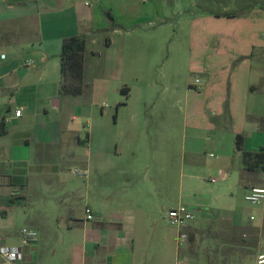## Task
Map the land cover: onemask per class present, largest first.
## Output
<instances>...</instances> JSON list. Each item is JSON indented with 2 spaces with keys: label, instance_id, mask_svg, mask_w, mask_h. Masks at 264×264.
Masks as SVG:
<instances>
[{
  "label": "crops",
  "instance_id": "1",
  "mask_svg": "<svg viewBox=\"0 0 264 264\" xmlns=\"http://www.w3.org/2000/svg\"><path fill=\"white\" fill-rule=\"evenodd\" d=\"M163 1L0 0V227L15 226L13 218L20 206L26 205L31 177L51 206L46 217L31 224L38 240L23 248L24 264H222L211 253L191 256V240L199 237L201 242L204 232H214L221 238V248L231 251L225 260L236 262L249 249L253 250L251 259L237 264H256L264 253V204L258 215L244 213L232 204L237 189H243L245 195L253 187L264 188V174H252L250 186L243 187L241 155L236 148V136L243 135L247 151L264 149V9L246 16L193 19L189 35L195 47L185 55V64L180 67L172 56L164 58L160 52L153 62L162 64L153 74L163 89L161 100L171 106L173 114L168 116L172 129L167 137L177 135L182 141L187 176L182 189L193 192L191 186L203 185V180L212 179L210 174H217L226 183L214 191L230 209L212 214L209 210L174 234L161 230L159 208L170 205L168 211L178 209V197L155 201L147 194V199L138 197L130 204L133 208L126 210L103 196L98 215L87 207L92 220L86 214L75 217L71 213H63L61 220L55 209L57 195L52 191L56 192L58 160L71 163L76 154L69 152L68 146L89 149L93 139L91 130L87 138L74 131V115L67 114L92 83L109 81L108 68L101 60L103 50L99 49L112 44L105 13L111 12L119 26L115 35L132 32L148 38L154 35L149 28H158L163 35L170 19ZM74 37L86 41L83 91L61 95L62 47ZM148 51H131L128 56L126 47L122 50L118 65L116 62L114 90L125 101L117 105V111L131 106L140 73L132 77L135 81L125 75L130 76L127 73L139 58L148 60ZM17 111H21L20 117ZM205 150L215 153L204 160ZM168 185L167 181L165 197ZM202 222L207 224L200 225ZM182 239L188 250H181ZM4 241L20 246V233ZM154 245L150 260L146 253Z\"/></svg>",
  "mask_w": 264,
  "mask_h": 264
},
{
  "label": "rangeland",
  "instance_id": "2",
  "mask_svg": "<svg viewBox=\"0 0 264 264\" xmlns=\"http://www.w3.org/2000/svg\"><path fill=\"white\" fill-rule=\"evenodd\" d=\"M163 3L164 11L170 18L168 31L163 35L158 28H149V32H154V35H148V38H144L147 35L141 36L132 32L115 35L113 32L115 29L110 27L108 38L112 42L111 46L99 47L103 50L101 60L108 68L109 81L92 83L83 98L75 101L73 112L69 111L67 114L68 117L70 114L74 115L72 124L74 131L79 132L81 137L87 138L88 130H91L93 139L89 149L76 144L68 146L69 152L73 151L76 154L71 163L58 160L56 192L52 191V195H57L55 209L59 210L61 220L64 217L63 213L83 217L86 209L89 208L98 215L99 205L103 204L105 199L103 196H108L109 202L116 203L126 210L133 208L130 204L138 197L140 200L147 199V194L153 195L155 201L180 198L181 206L199 207L207 211L206 213L210 210V214L214 210L221 212L230 209L229 204H225L221 198H218L214 191L226 183L217 174H210L216 183H212V179L208 182L203 180V185L198 183L191 186L193 192H189L186 187L182 189L187 180L182 141L177 135L167 137L168 131L172 129L168 117L171 114V106L162 102L163 89L160 82L156 83L157 75L153 74L159 71L162 64L160 62L155 65L153 62L156 59L155 55L160 52L164 58L170 55L179 62L180 67L183 66L186 60L185 55L195 47L189 35L190 21L206 15L246 16L253 11L263 10L264 0H164ZM125 47L128 56L131 51L147 52V50L151 55L148 56L147 61L144 57L139 58L137 66L127 73L130 76L125 75L126 78L131 79L130 81H135L132 77L140 73L139 82L136 84L137 91L131 106L119 107L117 111V105L125 99L120 92L116 93L114 90V84L118 79L116 78L118 74L115 72L116 62ZM148 85L153 88H148ZM116 113H118L117 121H115ZM136 115L137 118L133 121ZM170 140H174L171 145ZM205 153L202 157L207 160L209 154L215 152L205 150ZM88 158H90L89 165ZM210 162L215 163L216 160L211 159ZM80 172L87 174L79 175ZM205 177H208L207 174ZM165 178L169 184L167 187L170 188L167 197H165V183H167V181L164 183ZM245 179L246 185L250 186L252 175H246ZM30 180H32L31 190L26 205H21L17 210L13 218L15 226L0 227L1 240L14 237L23 229H31V224L46 217V210L51 207L48 201L42 199V193L36 189L40 184L37 185L32 177ZM228 196L232 198L230 193ZM232 200L235 209L244 213L258 215L260 212V206H253L245 201L243 189H237ZM170 207L172 206L160 205L159 208L161 230H164L166 234H174L178 230L167 218ZM202 217V213L197 214L194 222ZM2 219L0 210V222ZM206 224L207 222H202L200 225ZM200 235L201 242H198L199 237L191 240L192 257L197 252H202L204 255L211 253L222 264H237L242 260L248 261L253 255V250L247 249L240 260L236 262H231L230 259L225 260L226 256H230L231 251L221 248V238L217 239L214 232H204ZM244 240L247 239L244 238ZM180 246L182 251L188 250V244L184 239ZM155 247L154 245L146 253L150 260ZM172 258L175 259V257ZM180 259L184 261V258Z\"/></svg>",
  "mask_w": 264,
  "mask_h": 264
},
{
  "label": "trees",
  "instance_id": "3",
  "mask_svg": "<svg viewBox=\"0 0 264 264\" xmlns=\"http://www.w3.org/2000/svg\"><path fill=\"white\" fill-rule=\"evenodd\" d=\"M105 16L112 29L119 28L111 12ZM86 41L84 38L74 37L64 41L61 53V95H79L83 91L84 56ZM236 148L241 155L242 183L246 189V175L264 174V149L258 152L245 149V136H236Z\"/></svg>",
  "mask_w": 264,
  "mask_h": 264
},
{
  "label": "built area",
  "instance_id": "4",
  "mask_svg": "<svg viewBox=\"0 0 264 264\" xmlns=\"http://www.w3.org/2000/svg\"><path fill=\"white\" fill-rule=\"evenodd\" d=\"M4 58V56H3ZM196 84H199V80H196ZM16 116H21V111L16 112ZM86 172H80L79 175L85 176ZM212 183L215 182L214 179L211 180ZM246 202L253 206H260L264 204V188L263 187H253L247 191L244 195ZM202 208H188L179 207L168 212L167 216L170 224L177 228H186L190 223L194 222L197 214L206 213ZM86 215L88 220L93 219V214L90 209L86 210ZM38 240V233L31 229H23L20 232V246H13L5 243L4 240L0 239V264H24L25 254L23 248L33 246ZM177 264H182L178 262ZM256 264H264V253L260 254L256 260Z\"/></svg>",
  "mask_w": 264,
  "mask_h": 264
}]
</instances>
